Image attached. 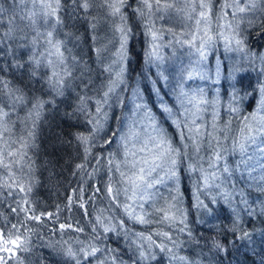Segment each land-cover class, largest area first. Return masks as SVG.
Segmentation results:
<instances>
[{
    "label": "trees",
    "instance_id": "obj_1",
    "mask_svg": "<svg viewBox=\"0 0 264 264\" xmlns=\"http://www.w3.org/2000/svg\"><path fill=\"white\" fill-rule=\"evenodd\" d=\"M111 1L59 0L57 8L56 0H0V110L8 113L0 119V264H264V11L235 26L242 44L230 48L240 61L227 55L223 20L214 15L208 61L216 60L222 75L210 65L207 81L196 78L199 67L185 74V90L206 100L205 115L191 127L180 119L177 89L159 79L165 44L152 61L153 23L161 16L152 18L142 0H124L116 25ZM220 3L212 1L215 11ZM47 4L56 15H46ZM210 87L218 108L202 93ZM134 94L142 101L137 112L155 120L146 129L176 153L166 194L180 205L169 208L170 225L163 213L170 203L161 196L133 217L126 207L129 146L119 135L147 125L131 122ZM37 101L43 107L34 108ZM241 136L249 139L243 148L236 145ZM133 140L140 142L135 134ZM167 169L172 175L171 163ZM144 177L141 187L151 182ZM12 240L17 244L5 243Z\"/></svg>",
    "mask_w": 264,
    "mask_h": 264
},
{
    "label": "rangeland",
    "instance_id": "obj_2",
    "mask_svg": "<svg viewBox=\"0 0 264 264\" xmlns=\"http://www.w3.org/2000/svg\"><path fill=\"white\" fill-rule=\"evenodd\" d=\"M212 1L213 0H210L208 3H206V0H159V5H157L156 0H149V3L152 6L151 8L146 6V8L151 11L152 18L156 19L161 16L160 18L162 19L158 25L153 23V27L155 29L153 41L156 45L151 50V57L153 58L152 61H155L157 54L161 53V49L164 50L163 47L165 44L166 49L164 51L165 56L162 59V70H159L162 77H159V79L162 80L164 89H168L170 83H172L174 88L177 89V95L181 99V102L178 103V105H180V109L183 111L179 114L180 119L181 116L183 118H187L188 120H184L182 118L185 121L184 124H187L191 127L197 126V121L201 118V116L203 117L205 115L206 100L202 98L203 96L201 97L202 94L200 91H193L190 90V88L185 90L181 83H184V81L186 82L191 78H186L185 74L188 72V70L199 67L196 78L202 82H204V80L207 81V72L210 66L213 71L217 72L219 70L218 72L221 74V65L219 66V64L216 63V60L213 61L211 65L208 61L210 58L209 49L213 45L212 41H207L208 35L216 29L214 15L220 17V21L223 20L219 26V30L222 33V36L226 39L222 40L224 43H226V46L232 50L230 47H234L236 45L239 46L236 41L240 40L237 36L238 31L235 26L245 21V19L250 22L252 18L250 15L256 17V15L258 16L264 11L262 9H255L260 4V2L264 3V0H221V12L219 10L215 11L216 8L214 9L211 5ZM111 2L114 3L117 2V0H112ZM142 2L144 3V0H142ZM201 3L205 4L206 7L201 8ZM240 8H244L245 10L241 12L239 10ZM201 12L205 13L203 17L200 15ZM121 20L122 16L120 17V15L116 14L112 17L111 22L118 25ZM153 21L154 20H152V22ZM197 21H199V23H197ZM116 40L121 41L124 39L120 37ZM103 43L106 45L105 41ZM234 51L235 50H232V53L228 52L227 55L231 58H237L236 60L240 61L239 59H242L243 57L240 56L239 58V54L234 53ZM116 57L120 63L117 53ZM202 62L203 66L201 65ZM152 66H155V64L151 62V67ZM230 71L231 69H229V72ZM227 77H223V80L224 78L228 80L229 77ZM118 80L119 79H117L116 82ZM189 82H191V80ZM203 90L204 91L202 93L208 91V93L213 96L214 108L221 106L222 103L218 100V93L214 87H210L208 89L203 88ZM224 90H227V95H232L230 92L233 90V88ZM138 95L134 94V98L128 102L127 107H130V109L135 112L134 120H131V122H134L135 120L140 122V119L146 121L145 123H147V125L144 129L146 131L139 130V133H134L138 138L137 141H140L138 143L133 144L134 134L133 131H131L132 136L129 135V130L125 134L119 135V141L124 142V146H129L127 149H125V151H127L126 155L128 162L130 163L129 168L131 170L130 172L128 170V172L125 174L126 181L129 183L130 177L135 178L136 176L143 174L144 176L150 177L151 187H141L145 182L138 181L140 186L136 189V195H133L132 185H126L125 191H123V193L125 196L129 194L131 197V201L127 202L126 207L130 210L129 214L133 217L140 210V206L144 202H148V200L151 199L156 201L161 196L162 198L166 199L167 204L170 203V205L166 206V211L163 212L165 215L164 219L166 220V224L170 225L171 223L168 222L173 217L174 212L173 214L170 213L169 208H173L174 205H180V201L176 202V198L174 196L166 194V189L170 188L168 185L171 182H169L168 179L173 178V175L170 174V170L167 169V164H170L171 160H175L176 153L172 147L171 148L174 151L166 153L165 150L170 144L169 141L164 139L161 134L156 133L154 129H151L152 133L146 129L149 127V125L155 123V120L154 122H149V118L147 116H149L150 113L147 112V110V115L145 116H142L140 112H137L142 106V101L139 97L140 95ZM225 104L229 105L228 103ZM175 110L178 113L179 106ZM202 110L204 112H202ZM167 112L168 115L172 117L173 122L181 127V122L174 119V113L172 111ZM208 114H210V112H208ZM197 128H199V125ZM1 134L3 133L0 132V135ZM179 134H181V131H179ZM248 140L249 139L247 136H241L236 140V145H248ZM162 141H167L168 143H162ZM130 154L133 155L134 159L131 158ZM167 160L170 162H167ZM123 162L126 164V161ZM154 164L159 166L155 167L153 170ZM141 169L144 170L143 173H141ZM172 171L173 169L171 170V173ZM136 198L143 200V202L140 203L138 200H136ZM135 202L140 204L136 206ZM12 246L14 245L12 244ZM8 249V252L12 251V247H8Z\"/></svg>",
    "mask_w": 264,
    "mask_h": 264
},
{
    "label": "snow or ice",
    "instance_id": "obj_3",
    "mask_svg": "<svg viewBox=\"0 0 264 264\" xmlns=\"http://www.w3.org/2000/svg\"><path fill=\"white\" fill-rule=\"evenodd\" d=\"M33 2H34V0H33ZM123 2H124V0H117V2L110 3V4L108 5V6L112 9V14H113V15H115V14H117V13L120 12L121 7L123 6ZM156 2H157V5H159V0H156ZM144 3H145V6L151 8L152 5L149 3V0H144ZM56 6H57V8H58V6H59V0H56ZM43 7H46V8L51 9V11L48 12V13H46V15H50V16H54V15H56V8H53V6H52L51 4L43 5ZM85 7H87V4H85ZM200 7H201V8H204V7H206V5L203 4V3H201ZM239 10H240L241 12H243L245 9H244V8H240ZM3 11H4L3 7L0 6V12H3ZM200 15L203 17V16L205 15V13H204V12H201ZM57 22H59L58 18H57ZM197 23H199V21H197ZM120 31H121V33L124 35V39H126V29L121 28ZM47 35H48L49 37H52L53 33H52V32H49ZM209 40H211V37H210V36H209ZM49 43H52V41L49 40ZM236 43H237L238 45H240V44H242V41L237 40ZM54 47H56V45H54ZM123 47H124V43H123V41H122V43H121V49H123ZM198 50H199V49H198ZM57 51H59V48H58V47H57ZM54 75H55V74H54ZM114 83H115V82H113V84H114ZM112 90H113V88L110 87L109 90H108V92H111ZM157 91H158V90H157ZM108 92H106V93L104 94L105 97L108 96ZM261 92L264 93V87L261 88ZM17 99H22V97H18ZM43 103H44V102H42V101H37V103L34 104L33 107H34V108H41V107H43ZM262 105H264V101H262ZM164 110H165V111H169V112L171 111V109H168L167 107H165ZM98 111H99V109H98ZM6 116H8V113H7V112H3L2 110H0V119H2L3 117H6ZM5 130H6V129H5ZM78 139H80V140H81L82 142H84V143H87V141H88L89 138H88V137H85V136H83V135H80V136L78 137ZM162 143H168V142H167V141H162ZM241 148H243V145H241ZM86 151H87V149H86ZM165 151H166V153H168V152H171V151H174V150L171 148V145L169 144V145H168V148H167ZM171 164L173 165L172 175L175 176L176 173H175V170H174V169H175L176 161H175V160H171ZM158 166H159V165H155V164H154V165H153V170L155 169V167H158ZM80 167H82V165H81ZM140 171H141V173H143L144 170L141 169ZM225 171H227V169H225ZM122 175H123V174H122ZM205 180H207V177L205 178ZM138 181H139V182H146V181H145V177H144L143 174L138 175V176H136L135 178H132V177L129 178V183L132 185V193H133V195H136V189L139 188V186H140V184L138 183ZM148 186L151 187V184H149ZM108 191H109V193L112 192V188H111V186H109ZM174 199H175V198H174ZM160 211H163V210L161 209ZM49 215H51V214H49ZM34 218L37 219V220L40 219L39 216H36V217H34ZM135 219L139 220V221L142 222V223H143V222H146V221L144 220L143 217H135ZM60 227L63 229V228H65V227L71 228L72 226H71V225H63V224H62ZM164 235L167 236V233H165ZM148 239L151 240V237L149 236ZM17 240H19V237H17ZM17 240L5 241V243H12L13 245H16V244H17ZM4 251H9V249H8V248H5ZM96 251H98V249L93 248V249L91 250L90 253H85V256H87V255H94ZM67 254H68L70 257L75 258V254L72 252L71 249L68 250ZM144 255H145V254L142 252V253H141V257H143ZM181 259H183V258H181ZM76 264H80V261L77 260V261H76Z\"/></svg>",
    "mask_w": 264,
    "mask_h": 264
}]
</instances>
